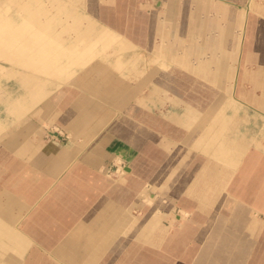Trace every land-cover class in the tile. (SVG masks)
Wrapping results in <instances>:
<instances>
[{
	"label": "crops",
	"instance_id": "1",
	"mask_svg": "<svg viewBox=\"0 0 264 264\" xmlns=\"http://www.w3.org/2000/svg\"><path fill=\"white\" fill-rule=\"evenodd\" d=\"M22 1L13 0L14 3L12 2L13 6L24 14L20 17L22 22L17 21L19 20L18 15H13L7 20L0 18V27L12 19V25H25L23 29H26V32L21 33L25 36L15 34L17 29L12 28V33H10L17 39L15 41L18 42V47L16 48L17 44H15L12 48L11 60L1 53L0 59L12 67L20 66L26 70L28 68V73L26 71L21 75V83L26 87L33 101L40 100L45 92L43 77L57 80L67 73H74L79 68L88 67L99 53L104 54L113 47L116 52L129 50V55H126L131 58L126 61L130 60V63L121 70L108 64L93 63L91 65L93 71L103 70L111 74L133 72L137 75L132 77L130 74L129 77L120 80L121 86L128 89L122 98L103 96L99 97L103 102H95L87 97L83 98L81 103L77 98L75 99V110L78 114L82 113L83 118L78 116L75 122L63 117L58 119L64 127L75 132L76 137L81 138L82 142H86L89 146L88 149L82 151L75 149L76 158H79L80 152L87 153L81 156L82 160H79L77 164H66L65 160V162L53 161L50 152L54 148L39 143L43 130L34 128L32 121L28 122L26 127L16 135L1 140L11 153L8 164H0V258L8 264H23L22 259L31 243H40L41 245H36L38 247L61 249L66 253L73 250L81 256L80 251L85 247V242L98 241L99 236L96 234H99L101 230V217H115L114 210L117 204L121 208H127L136 198V194L142 190L143 184L153 175L159 174L164 164L171 161L172 168L177 170L195 169V164H201L195 159V144L190 143L191 133L187 129V124L190 125L197 118L195 109L192 110L191 106L213 104L216 99L211 94L213 89H227L228 82L234 79L235 87L238 89L251 90L249 95L243 97L247 102L241 101L242 103L259 104L264 108V65H261L255 57L256 54L247 56V65L231 69V66L236 64L237 55L228 51V38L225 30H227V25L243 24V17L239 14L241 7L236 4L238 0H112L104 6H101L98 1L95 5L97 10L98 8L107 9L106 14L102 13L103 24L106 26L99 29L91 21L84 27L82 19L76 17L70 26L75 37L72 38V43L68 44L63 43V38L59 36H51V40L48 39L47 35L51 33L50 25L53 22L50 18L40 19L44 15V10L43 6L37 3L41 0ZM33 2H36V6ZM253 3L254 8L256 6L261 8L264 15V0H255ZM22 8L25 9L24 12ZM39 13L41 16L35 18V15ZM229 13L231 18H229ZM181 24L188 25L189 32L185 39L180 35L179 26ZM198 26H203V31H199ZM168 29H170L169 33ZM22 36L23 40H21ZM165 40L171 44H166L167 49L164 51L162 44ZM117 42L120 43L119 46L115 45ZM185 42L191 44L199 42V45L196 47L197 44H195L189 48L188 44L189 47L186 49ZM102 43L105 45L103 46ZM168 49L170 52L167 51ZM164 57L171 59L166 69L159 66L160 61L157 62L159 58L162 60ZM80 62L81 64H78ZM53 66L57 68L54 69ZM0 68L13 70L3 64ZM114 76L111 77L115 78ZM87 84L84 82L83 88H90L85 86ZM149 87L156 89V95L165 88H170L171 97H168L170 100L164 98L163 95L159 98L154 97L155 101L154 99L153 101L144 100V90ZM196 88L208 90L207 95L205 94L200 99L195 94ZM138 94L141 95L140 99ZM137 103L141 106L139 113H135L134 118L132 114H129L125 119V125L129 130H136L135 135L127 134L121 138L115 132H109V130L104 132L109 122L113 121L115 111L126 110L132 104ZM164 104H171L178 111L159 114ZM22 105L15 101L11 103L8 112L12 115H21L24 111ZM150 105L155 106V108L152 107L155 111L149 110ZM48 106L49 102H46L45 107ZM180 108L184 109L182 114L179 111ZM68 110V107L61 106L59 114L64 115V112L67 114ZM219 115V147L213 151L210 150L214 157L219 158V163L209 159L208 161L203 160L202 164H209L204 167V170H210V173L205 172V175H209V179L219 177V184L216 182L220 186L219 192L211 200L221 201L227 194V164L237 165L238 162L229 161L227 158V138L224 141L223 136L227 137V131L230 129H228L225 115L222 113ZM99 122L103 124L99 125ZM30 128L34 132H30ZM232 128L234 130L230 133L245 135L238 128V123H233ZM0 129H2L1 126ZM30 134L33 135L30 136ZM96 138L100 140L93 144L98 140H95ZM248 143L246 139L237 140L234 145L235 152H246L249 148ZM117 152L123 154L129 164V166L120 164L118 169L122 171L123 182L120 185H124L123 192L119 194L115 188L116 184L109 180L107 174H103V170H108L110 166L106 160L118 156ZM257 152L263 153L264 149ZM63 153L70 152L64 150ZM23 158L25 160H21ZM121 159H116V162H122ZM212 164L220 165L217 167ZM244 164L235 178L234 194L236 200L246 202L249 200L246 196L249 197L252 194V201L255 203L256 200L264 197V158L252 155ZM67 169L70 170L66 171ZM73 183L76 187L72 186ZM191 183L189 181V184ZM55 189H58L57 192L54 191ZM68 189L73 192L74 196H70L71 198L67 195ZM183 200L190 202L194 199L186 197ZM101 204L113 211L100 213ZM191 205L184 207L187 211L184 212L185 215L193 212ZM198 215L191 220V223L171 224L173 236H168V238H166V231L160 229L161 231L154 236L152 242L158 243L165 239V244H168V240L172 237L171 241L186 247L190 238H193L199 231V225L202 224L200 217L197 218ZM225 216L227 217V213ZM247 216L248 214L244 215L246 219H248ZM23 218H27L23 222V228L17 229L16 220ZM165 218L173 222L174 217L165 213ZM175 218L177 222L181 221V216H175ZM245 220H240L233 231L238 234L241 245H229V248L241 249V255L248 247L244 244L248 239L245 230L247 228L252 231L260 230L257 220L251 219L250 224H246ZM52 226L56 228L52 229ZM51 232H58L53 235V239L59 241L55 245H51L53 243L50 240ZM69 232L72 234L63 237ZM219 232H224L220 226ZM74 234L78 235L76 239L73 237ZM237 237L235 242H238ZM14 253H17L16 256ZM31 263L32 261L29 260L28 264Z\"/></svg>",
	"mask_w": 264,
	"mask_h": 264
},
{
	"label": "rangeland",
	"instance_id": "2",
	"mask_svg": "<svg viewBox=\"0 0 264 264\" xmlns=\"http://www.w3.org/2000/svg\"><path fill=\"white\" fill-rule=\"evenodd\" d=\"M98 1L101 6L112 2V0L39 1L37 5L43 6L44 10L43 16L39 13L41 16L40 19L45 20L50 18L53 22L50 25L52 34L50 35L49 33L47 35L48 39L51 36H59V38H63V43H72V38L75 37V33L73 30H70V26L76 17L82 19L84 27L85 24L92 21L96 24L97 28H104L106 25L103 24L102 13L106 14L107 9L98 8L97 10L95 5ZM254 1H236V4L241 7V13L239 14L243 17V24L237 26L227 25V30H225L228 38V51L230 53L234 52L235 56L237 55L235 59L236 64L231 66V69H237L239 66L247 65V56H251V54H256L257 56L255 55V57L261 65H264V15L261 12V8L257 6L254 8ZM12 2L13 0H0V18L7 20L13 15H18L19 20L17 18L16 20L19 22L20 17L24 14L20 13L13 6L14 2ZM35 4L36 2H33V5ZM229 15V18H231L230 13ZM179 27L180 35L185 39L189 32L188 25L181 24ZM198 28L199 31H203L204 29L203 26H198ZM169 31L170 29H168V33ZM119 44L117 42L115 45L119 46ZM166 44L171 43H167L166 40L163 42L164 51L167 49ZM195 44L198 47L199 42H192V44L185 42L184 46L185 48H191ZM242 46L243 48H241ZM113 48H110L106 53L103 52L104 54L100 55L99 53L93 63L108 64L118 70L125 68V65L130 63V60L126 61V59L131 58L126 55H129V50L116 52ZM7 51L3 52V54L11 60L12 50ZM167 51L170 52L169 49ZM158 61L161 62L159 66L163 69H166L168 62L171 63L170 57H164L162 60L159 58ZM93 63L88 67L77 69L74 73H67L57 80L43 77L45 92L40 100L33 101L29 97L26 87L21 83V75L26 73L27 70L20 66L12 67L0 59V65L3 64L7 68L13 69L10 71L9 69L0 68V126L2 128L0 129V164H8L11 157V153L8 151V148H5L1 140L16 135L30 121L33 122L31 124H33L34 128L37 127L43 130L39 143L54 148L50 152L53 161L65 160L66 164H77L79 160H82L81 156L87 153L80 152L79 158H76L74 151L75 149L82 151L88 149L89 146L86 145V142H82L83 140L81 138H77L75 132L64 127V124L62 125L58 119L63 117L68 121L75 122L78 116L79 118H83V114H78L75 110V99L77 98L80 99V103L83 98L87 97L93 99L95 102H103L99 98L103 96L122 98L124 92L128 91V89L121 86L122 83L120 80H124L130 74L132 77L137 75L133 72L111 74L103 70L93 71L91 67ZM158 78L160 79L161 77ZM84 82H87L88 84L85 86H89L90 88H83ZM228 85L227 89L216 88L212 90V96L216 97L213 104H196L195 106H191L192 110L193 108L195 109L194 112L197 118L190 125L187 124V129L191 133L190 143L195 144V159L201 164H195V169L181 168L180 170L172 168L171 161L168 164H164V168H160L159 174L153 175L151 179L143 184L142 190L136 194V198L130 202L127 208H121L117 204L114 210L115 217H101V230L99 234H96L99 236L98 241L92 242L88 240L85 242V247L80 251L81 256L73 250H69L68 254L61 251V249L43 248L38 247L41 245L40 243H31L22 259V263L28 264L30 260L32 261L31 264H264V197L261 200H256L254 203L252 201V194L249 197L246 196L247 199L249 198L247 202L236 200L234 194L235 178L241 167L245 165L244 162L252 155H259L264 158V152H257L264 149V108L259 104L242 103L241 101L247 102L243 97L249 95L251 90L238 89L235 87L234 79L230 80ZM91 86L94 87L91 88ZM100 86L102 88H99ZM144 91V100L153 101L154 99L155 101L161 95L168 100H170L168 97H171L170 88H165L158 95L155 94L156 89L150 87ZM207 92L208 90L199 88L195 90V94L200 99L205 94L207 95ZM145 93L147 94L146 96ZM140 96L138 94L139 99ZM15 101L23 104V114L12 115L8 112L11 103ZM46 102H49L48 107H45ZM61 106L69 108L67 114L66 112H64V115L59 114ZM143 106L145 107V104ZM140 107V104L137 103L132 104L126 110L122 109L120 112L115 111L113 121L109 122L104 132L106 130L115 132L121 138H124V135L127 134L135 135L134 131L136 130H129L128 126L125 125V119L129 114H132L134 118V114L139 113ZM152 107L155 108L152 105L148 106L149 110H153ZM161 107L162 110L157 111L159 114L178 111L171 104H164ZM179 111L182 114L184 109L180 108ZM221 113L227 118L228 129H230L227 131V137L223 136L224 141L227 138V158L229 161H237L238 164H227V194L219 201L211 200L219 192V177H211L209 179V175H205V172L210 173V170H204L205 165L209 164L202 163L203 160L208 161L209 159L219 163V158L214 157L210 153V150L213 151L216 147H219V114ZM233 123H238V128L241 133L245 134L244 136L230 133L231 130H234L232 128ZM98 124L101 125L103 123L99 122ZM234 127L236 126L234 125ZM30 130V132H34L33 129L30 128ZM83 130L85 131V129ZM52 133L59 134L58 136H54ZM32 135L30 134V136ZM239 139H246L249 142V148L246 152H235L236 148L234 145ZM99 140L100 138L93 142V144L98 143ZM64 150L70 153L64 154ZM116 154L118 156L112 154L114 157L106 160L110 166L108 170H103V174H107L109 180L116 184L115 188L117 194H119L123 192L124 185H120L123 182L121 179L122 171H118V169L120 168V164L123 166H129V164L123 154L121 155L118 152ZM119 158H122V162L117 163L116 159ZM21 160H25V158ZM212 165L218 167L220 164ZM68 170L70 169L66 171ZM124 175L127 176L128 174ZM189 181L192 183L189 184ZM72 186L76 187L74 183ZM57 190L55 189L54 191L57 192ZM70 191V189L66 191L68 192L67 195L73 197V192ZM186 197L194 200L190 202L183 200ZM71 203L76 204L75 202ZM189 205L195 211L193 210L192 213L185 215L184 212L187 211L184 207ZM144 209L147 212L146 217ZM108 210L107 206L100 205V213H103V211L107 212ZM109 211L112 212L113 210L110 209ZM165 213H169L174 217L173 222L166 220ZM224 213H227V217ZM245 214H248V219L244 217ZM197 215V218L200 217L199 219L202 221V224L199 225V231L193 238H190L189 244L186 247H182L181 244L179 246L177 242L174 243L175 241H171L172 237L168 240V244H165V239L158 243L152 242L154 236H157V233L161 230L166 231V238L173 236L171 224L177 223L181 225V223H191V220ZM175 216H181V221L177 222L178 220ZM26 219L16 220L15 227L22 229L23 222ZM251 219L259 222L257 224L258 226L260 225V230L252 231L248 228L245 230V235L248 236V239L244 244L248 247L244 249V253L241 255V249L229 248V245H241L239 237H237L238 234L233 231L240 220H245L246 224H250ZM219 226L223 228L224 232H219ZM54 233L58 232H51L52 238L50 240L53 242L51 245L59 242L53 239ZM71 234L69 232L64 234L63 237ZM73 237L76 239L78 235L74 234ZM236 237L238 238V242H235ZM16 254L14 253L15 256ZM0 263L8 264L1 258Z\"/></svg>",
	"mask_w": 264,
	"mask_h": 264
},
{
	"label": "bare ground",
	"instance_id": "3",
	"mask_svg": "<svg viewBox=\"0 0 264 264\" xmlns=\"http://www.w3.org/2000/svg\"><path fill=\"white\" fill-rule=\"evenodd\" d=\"M20 2V1H19ZM23 2V1H22ZM24 8H22V10H23ZM40 15L39 14H37V15H35V18H37V17H39ZM23 20V19H22ZM12 22H13V20L11 19V20H9V21H7V22H5L6 24H4V26H2V27H0V53L4 56V54H3V52H5V51H7V50H12V48L14 47V45L15 44H17V46H16V48L18 47V42H16L15 40H17V39H15L12 35H11V33H12V28H15V29H17V31H16V33L15 34H21V33H25L26 32V29H23L24 27H25V25H23V24H19V25H12ZM22 22V21H21ZM25 22V21H24ZM16 23H17V21H16ZM28 29H29V27H28ZM108 30V29H107ZM30 31V30H29ZM103 31V30H102ZM11 32V33H10ZM32 32V31H31ZM42 32V31H41ZM110 32V31H109ZM9 33V34H8ZM98 33V32H97ZM1 34H4L3 36H4V38L3 39H1V37H3ZM8 34V35H7ZM14 33H13V35H15ZM45 34V33H44ZM43 34V35H44ZM51 34V33H50ZM95 34V33H94ZM113 34V33H112ZM21 35H24V34H21ZM99 35V34H98ZM97 35V36H98ZM25 36V35H24ZM44 36H46V35H44ZM93 36V35H92ZM113 36V35H112ZM94 37V36H93ZM13 38H14V40H13ZM90 38V37H89ZM36 39V38H35ZM94 39V38H93ZM21 40H23V36H22V39ZM20 40V41H21ZM46 40V39H45ZM51 40V39H50ZM19 41V42H20ZM30 41V40H29ZM29 41H28V43H29ZM34 41V40H33ZM41 41H43L42 39H41ZM109 41V40H108ZM27 42V41H26ZM25 42V43H26ZM43 42H46V41H43ZM53 42V41H52ZM56 42V41H55ZM101 42V41H100ZM104 42V41H103ZM33 43V42H32ZM47 43H48V40H47ZM96 43H99V42H96ZM21 44V43H20ZM30 44H31V42H30ZM42 44V43H41ZM40 44V45H41ZM44 44V43H43ZM46 44V43H45ZM103 44V43H102ZM26 45V44H25ZM47 45V44H46ZM61 45V44H60ZM105 44H103V46H104ZM110 45V44H109ZM21 46V45H20ZM29 46V45H28ZM51 46V45H50ZM49 46V47H50ZM84 46V45H83ZM83 46H81V47H83ZM102 46V47H103ZM32 47V46H31ZM35 47V46H34ZM55 47V46H54ZM20 48V47H19ZM33 48V47H32ZM31 48V49H32ZM38 48V47H37ZM29 50V49H28ZM59 50V49H58ZM86 49H84V51H85ZM83 51V52H84ZM59 52V51H58ZM7 53H9V51H7ZM85 53V52H84ZM37 54V53H36ZM39 54V53H38ZM45 55V54H44ZM49 55V54H48ZM88 55V54H87ZM31 56H32V54H31ZM81 56H83V55H81ZM89 56V55H88ZM5 57H7V56H5ZM21 57H23V56H21ZM35 57H36V55H35ZM10 58L12 59V54H11V56H10ZM34 58V57H33ZM51 58H54V57H52L51 56ZM55 59V58H54ZM23 60H24V58H23ZM27 60V59H26ZM29 60H32V59H29ZM35 60V59H34ZM42 60V59H41ZM46 60V59H45ZM33 61V60H32ZM44 61V60H43ZM48 61V60H47ZM84 61V60H83ZM93 61V60H92ZM29 62V61H28ZM82 62V61H81ZM81 62L80 63H78V64H81ZM252 62V61H251ZM22 63V62H21ZM47 63V62H46ZM56 63V62H55ZM89 63V62H88ZM19 64V63H18ZM32 64V63H31ZM57 64V63H56ZM76 64V63H75ZM22 65V64H21ZM44 65V64H43ZM41 66V65H40ZM59 66V65H58ZM62 66V65H61ZM72 66H74V65H72ZM54 67V66H53ZM65 67V66H64ZM57 68V67H56ZM55 67H54V69H56ZM63 68V67H62ZM72 68V67H71ZM30 69V68H29ZM49 69H51V68H49ZM60 69V68H59ZM27 70H28V68H27ZM53 70V69H52ZM48 71H50V70H48ZM47 71V72H48ZM28 72V71H27ZM37 72V71H36ZM39 72V71H38ZM51 72V71H50ZM67 72H69V71H67ZM49 73V72H48ZM40 75H41V73H40ZM62 75H63V73H62ZM49 76V75H48ZM53 76V75H52ZM60 77V76H59ZM61 77H63V76H61ZM55 79V78H54ZM59 79V78H58ZM234 95V94H233ZM136 110V109H135ZM54 136L55 135H57L58 136V134L59 133H52ZM127 169V168H126Z\"/></svg>",
	"mask_w": 264,
	"mask_h": 264
}]
</instances>
